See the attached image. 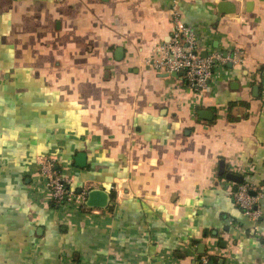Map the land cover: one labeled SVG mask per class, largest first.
Wrapping results in <instances>:
<instances>
[{"label": "crops", "instance_id": "0c3cea01", "mask_svg": "<svg viewBox=\"0 0 264 264\" xmlns=\"http://www.w3.org/2000/svg\"><path fill=\"white\" fill-rule=\"evenodd\" d=\"M175 9L202 53H241L204 91L147 64ZM46 155L109 206L53 203ZM240 184L257 219L233 198ZM204 259L264 264V0H0V264Z\"/></svg>", "mask_w": 264, "mask_h": 264}, {"label": "built area", "instance_id": "2783aa9c", "mask_svg": "<svg viewBox=\"0 0 264 264\" xmlns=\"http://www.w3.org/2000/svg\"><path fill=\"white\" fill-rule=\"evenodd\" d=\"M173 31L168 42L160 48L158 57L149 59L148 66L163 73H178L181 81L194 91L201 92L209 87L215 70L227 63L241 61V53H225L219 50L202 54L197 36L193 29L184 24L180 12L173 10ZM39 169L43 187L51 201L68 212L86 207L87 195L91 187L76 191L71 188L69 170L58 168L57 159L52 155L39 158ZM69 169V168H68ZM118 190V186H114ZM230 188V186H227ZM231 189V188H230ZM236 203L252 219H257L260 211L256 207L257 198L252 195L248 184H240L231 190ZM200 264H209L207 259Z\"/></svg>", "mask_w": 264, "mask_h": 264}, {"label": "water", "instance_id": "95a60500", "mask_svg": "<svg viewBox=\"0 0 264 264\" xmlns=\"http://www.w3.org/2000/svg\"><path fill=\"white\" fill-rule=\"evenodd\" d=\"M229 6L231 7V4L223 2L220 3L219 5V9L221 11H233V9L229 8ZM123 50L119 49L116 53V57L118 59H121L123 57ZM204 56L207 55L206 52L202 53ZM166 75H170L168 73H165ZM171 75L174 76H179L178 73H172ZM202 117L204 119H210L212 114L210 113V111H203V113L201 114ZM77 164L80 166H83L85 164V154H80L78 159H77ZM226 177L229 180H232L234 182L237 183H243L244 182V176L242 175H238L236 173L233 172H228L226 173ZM111 201V195L108 191L101 189V188H97V187H91V189L88 192L87 195V200H86V205L88 207L91 208H107L110 204Z\"/></svg>", "mask_w": 264, "mask_h": 264}, {"label": "trees", "instance_id": "16d2710c", "mask_svg": "<svg viewBox=\"0 0 264 264\" xmlns=\"http://www.w3.org/2000/svg\"><path fill=\"white\" fill-rule=\"evenodd\" d=\"M60 207V206H59ZM210 261H214L215 262V258L214 257H209Z\"/></svg>", "mask_w": 264, "mask_h": 264}]
</instances>
